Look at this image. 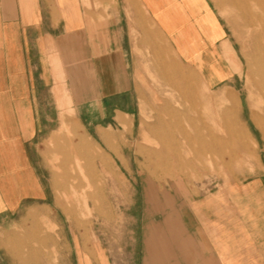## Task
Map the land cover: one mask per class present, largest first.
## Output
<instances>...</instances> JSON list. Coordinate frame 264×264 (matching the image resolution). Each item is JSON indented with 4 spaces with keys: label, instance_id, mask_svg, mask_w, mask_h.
<instances>
[{
    "label": "crops",
    "instance_id": "crops-1",
    "mask_svg": "<svg viewBox=\"0 0 264 264\" xmlns=\"http://www.w3.org/2000/svg\"><path fill=\"white\" fill-rule=\"evenodd\" d=\"M232 49L211 0H0V224L44 199L36 146L60 105L98 133L192 79L210 90L230 86ZM62 129L72 154L92 157L77 124L61 117ZM197 202V220L187 217L181 231L144 237L142 264H264V209L238 226L214 195Z\"/></svg>",
    "mask_w": 264,
    "mask_h": 264
},
{
    "label": "rangeland",
    "instance_id": "rangeland-1",
    "mask_svg": "<svg viewBox=\"0 0 264 264\" xmlns=\"http://www.w3.org/2000/svg\"><path fill=\"white\" fill-rule=\"evenodd\" d=\"M211 1L229 28L236 80L210 90L192 79L136 117L102 123L98 133L60 105L59 121L53 117V131L36 146L45 197L0 224V264H142L144 237L150 243L151 231L164 237L166 226L179 232L187 217L196 221L203 195L217 197L238 226L249 224L252 211L260 215L264 117L251 87L250 48L233 11ZM61 117L77 124L92 157L72 154ZM54 133L60 138L51 141Z\"/></svg>",
    "mask_w": 264,
    "mask_h": 264
},
{
    "label": "bare ground",
    "instance_id": "bare-ground-1",
    "mask_svg": "<svg viewBox=\"0 0 264 264\" xmlns=\"http://www.w3.org/2000/svg\"><path fill=\"white\" fill-rule=\"evenodd\" d=\"M220 2L233 11L234 21L248 42L250 48L251 75L249 76L252 79L251 87L254 88L253 91L256 94L257 102L264 117V0H220ZM157 66L159 65L157 64ZM231 113L232 111L228 108L224 111L226 117H233Z\"/></svg>",
    "mask_w": 264,
    "mask_h": 264
}]
</instances>
